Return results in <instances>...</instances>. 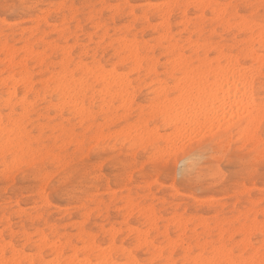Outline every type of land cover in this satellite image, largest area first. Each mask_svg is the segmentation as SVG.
Masks as SVG:
<instances>
[{
  "label": "snow or ice",
  "instance_id": "snow-or-ice-1",
  "mask_svg": "<svg viewBox=\"0 0 264 264\" xmlns=\"http://www.w3.org/2000/svg\"><path fill=\"white\" fill-rule=\"evenodd\" d=\"M167 10L183 15L188 27L150 77L157 96L149 107L156 119L114 138L117 147L123 143L128 149L126 158L122 150L119 157L90 154L83 166L66 167L68 155L79 161L87 151L81 133L101 119L102 106L125 114L121 106L129 97L112 81L134 66L133 57L147 67L142 58L153 56L131 33L155 24L164 34L171 23ZM113 33L118 40L113 46L124 49L127 63L97 65L88 35L103 34L102 44L108 45ZM185 39L191 46L181 47ZM0 44V264H264V0L168 5L0 0ZM209 95L212 111L205 104ZM160 118L171 126L166 139L145 131ZM134 120L133 115L106 132ZM197 142L199 149L190 150ZM140 144L142 154L135 151ZM198 150L203 155L185 165L184 181L197 187L234 184L239 207L207 230L193 232L189 214L194 210L199 216L201 202L188 200L176 208L178 201L154 194L162 186L175 193L173 175L179 177ZM113 163L118 171L105 175ZM258 175L256 197L248 189ZM105 181L108 191L113 181L116 187L139 184L145 191L139 194L143 198L109 204V213L118 210L117 221L109 215L103 228H92L88 218L79 217L101 200L108 204L107 197L93 195L105 190ZM74 192L92 203L73 217L77 227L68 231L45 217L51 197ZM31 198L36 205L29 208L25 200Z\"/></svg>",
  "mask_w": 264,
  "mask_h": 264
},
{
  "label": "rangeland",
  "instance_id": "rangeland-1",
  "mask_svg": "<svg viewBox=\"0 0 264 264\" xmlns=\"http://www.w3.org/2000/svg\"><path fill=\"white\" fill-rule=\"evenodd\" d=\"M205 1L208 0H113V2L115 3H124V4L130 3V4H143V5H162L163 3L164 5H168V4H173L174 2H177V4L180 3L188 4V3H201ZM212 1L214 3L217 2L228 3L231 1L232 3L235 2L257 3L256 2L257 0L256 1L255 0H215V1L212 0ZM15 2L20 4L50 5L52 3L65 2V0H15ZM67 2L76 3V4L105 3L108 2V0H67ZM155 10L156 9H149L146 11H155ZM21 15H23V13H21ZM170 16H171L170 35L172 37H175L176 39L174 41L177 42L186 33V31L184 30L185 26L183 25L184 23L183 21H185V18L183 17V15H179V16L172 15V12L170 13ZM25 20L26 21L30 20V17L25 16ZM37 22L39 23L38 19ZM148 26L146 29L142 28L138 30V32H132L131 35H132V39L137 40V42L140 44L142 48H146L148 51L153 53L152 57L147 59L144 58L146 59V61L150 60V63H147V67L143 66L144 68L140 71V75L137 71L134 70L135 66H133L132 68H129L126 73H121L122 75L120 74L118 77L119 80H122L121 78H123L126 80H122V81H130L133 83L132 85L134 88L132 90L134 92L133 100L138 101V103L135 104V107L132 106V103L130 104L131 107H130L129 117L133 115L135 116V120L131 125L134 126L136 125V127L141 121H143V123L146 126L149 122V119L152 120L156 119V117L152 113L151 108L149 107L152 103V100L156 98V95L154 93L156 90V87H154L155 82L150 79V77L153 75L149 74V71L146 72V70H149L148 67L153 66L152 61L157 64L156 65V70H157V68L160 67L161 64L166 60L168 55L167 53L169 52L167 51V47H168L167 41L165 39L160 40L164 34H161L159 31H157V27L155 24H151ZM128 31H129L128 29H125L124 35H127ZM114 35L115 33H113L112 36L107 37L109 39L108 45L102 44V42L106 39L105 35L102 34L98 38H94L91 34L88 35V42L92 47L91 56L97 65H100L102 63L104 65H112L113 67H124L125 64L121 62V59L125 58V56L122 55V53L124 52L122 50L124 49L113 46L114 44H118V40H113ZM188 35L190 36L191 34L188 33ZM93 39H95L94 44H93ZM187 41L188 40L186 39L181 41V47L186 45ZM2 47H3L2 44H0V54H2L3 51ZM97 50H99L98 58L96 56ZM88 58H89L88 52L87 50H85L83 53V59L86 62ZM80 59H81V54L78 53L77 60ZM113 61H117V63L114 64ZM46 69L47 68H45V71H47ZM131 71L133 72L131 73ZM36 75L37 76L41 75L39 70H37ZM2 78H3V60H0V79L2 80ZM102 108H104V106H102ZM106 110L107 109L105 106L104 110L101 109L100 111V113L102 114L99 113L101 119H99L95 123H89L88 126L82 130L81 142H83L86 138L87 151H83V154L79 157V161H77L74 158V154L68 155L65 162L66 167L71 166L77 162H80L81 166H83L82 164L83 160L87 159L90 154L93 156L97 154L108 156L109 154L115 153L116 157H119L120 151L122 150L125 153V158H126L128 149L124 147L123 143H121L119 147H117L114 138L124 135L128 125L125 124L123 129H118L116 131L106 132V130L109 128H114L116 124L124 121L122 117H124V115L126 116L127 110L126 109H124L125 111L122 110L125 113L123 116L116 115L117 109L116 110L114 109L113 110L114 112L113 111L108 112ZM103 111H105L106 113H104ZM153 129L157 130L160 137H164L165 139L167 138V136L170 134L171 131V127H167L164 125L163 118H160L158 123L153 124V128L151 130ZM151 130L145 128L146 132H150L152 134L153 132ZM90 131L91 134L85 137L84 134L89 133ZM104 132H106V135H100L101 133ZM120 132L122 133L120 134ZM101 139L104 140L102 141ZM109 140H111V143L108 142ZM199 146L200 144L199 142H197L196 144L190 146V150L191 148L199 149ZM143 150H144V144H140L135 148V151L140 152L141 154L143 153ZM202 155H203L202 151L200 150L196 151L194 155L188 161H185L184 164L182 165L180 176L177 177L173 175L172 179L178 185L175 193L170 187L162 186V188L157 189V193L154 194L158 196L166 195L167 199L178 201V203L175 206L176 208H179L181 206V203H184L188 200H192L193 203H195L196 201L201 202V204H203L204 206L200 211V215L199 216L193 215L192 212L194 210H191L189 214V223L191 224V228L194 229V230L192 229L193 232H195L198 228L202 230H207L209 224L214 223L217 217H221V218L225 216L230 217L232 212L238 209L239 207L238 201L234 199L238 195V193L235 190L236 185L234 184H229L227 187L215 185V184H204L203 186L197 187L194 185H189L184 181L183 174L185 171V165L191 167L192 162L196 159H199ZM117 171H118V164L113 163L112 166L106 169L105 175H107L108 173H112L113 175H115ZM240 181H241V185H243V181H244L243 176L240 177ZM31 183L35 184L36 182L32 181ZM253 184H254V188L251 189L249 188L248 191L251 192L254 196L258 197L260 194L259 189L261 188V184H262L259 175L256 177V180L253 182ZM104 188L105 190L103 192L93 193V195L94 196L98 195L100 197H107L108 204H103V201L101 200L97 202L95 208H91V207L87 208L84 217H79V218H88L90 220V226L92 228H98V227L103 228V226L108 223L109 215H111V219L113 223L117 221L118 210L113 207L111 213H109V204L115 205L121 202H125L130 197L139 196V194H142L145 191V189L139 184L135 185L133 188H127V186L123 184L120 187H116L115 181H113V186L111 188V191H108L107 181H105ZM82 196L83 193L74 192L72 194H69L68 196L51 197V207L47 209V214L45 218L51 220L53 223L59 222L60 227L63 229H67L68 231L74 230L77 227V219H74L73 217L77 216V214L80 212V209L82 207L92 203L91 199H89L88 197H84L82 199L81 198ZM139 198H143V196H139ZM25 204L29 208H32L33 206L36 205V199L31 198L30 200H25ZM101 206L103 207L102 213L100 211ZM172 210L174 211V209ZM2 220H3V204L2 201H0V221ZM110 226L111 225H109V227ZM185 227L186 228L188 227V223L185 224Z\"/></svg>",
  "mask_w": 264,
  "mask_h": 264
},
{
  "label": "bare ground",
  "instance_id": "bare-ground-1",
  "mask_svg": "<svg viewBox=\"0 0 264 264\" xmlns=\"http://www.w3.org/2000/svg\"><path fill=\"white\" fill-rule=\"evenodd\" d=\"M215 1V0H214ZM256 1V0H255ZM205 2H211V3H214L212 0H208V1H205ZM232 2V1H231ZM257 2V4L259 3V0H257L256 1ZM171 3V2H170ZM179 3V2H178ZM168 4V3H167ZM173 4H177V2H174ZM162 5H164V3L162 4ZM158 9H156L155 11H157ZM168 12V15L170 16V13L172 12L171 10H168L167 11ZM183 21V20H182ZM181 22V21H180ZM184 23H183V25L185 26V28H184V30L186 31L187 30V27H188V25H187V23L185 22V21H183ZM38 23V22H37ZM182 24V23H181ZM148 27H150V26H148ZM154 30H155V28H154ZM171 34V26H169V28H168V30L164 33V35H163V37L161 38L160 36V40H166L167 41V43H168V47H167V51H172L175 47H176V42L174 41V39H173V37L170 35ZM134 41H137V40H134ZM96 42H98V41H96ZM160 43V42H159ZM186 43V42H185ZM187 44H189V41H187ZM183 45V44H182ZM110 46V45H109ZM143 46V45H142ZM151 46V45H150ZM158 46V45H157ZM189 46H191L190 44H189ZM150 48H152V47H150ZM2 50H3V47H2ZM122 51H124V50H122ZM3 52V51H2ZM168 52V53H169ZM167 53V52H166ZM167 53V54H168ZM205 55H208V53H206ZM133 59V61H134V66H135V68H134V70L135 71H137L138 73H139V75H140V71L144 68L143 67V64L142 63H140V62H135V58L133 57L132 58ZM143 60H146V59H144V58H142ZM127 60H128V57H125V58H122L121 59V62L123 63V64H125V63H127ZM153 60V59H152ZM147 63H150V60L149 61H146ZM120 63V62H119ZM209 63H210V61H209ZM152 64H153V66H151V67H148V69L149 70H146V72H148L149 71V74H152L153 76L156 74V63L155 62H153L152 61ZM151 64V65H152ZM47 70V69H46ZM130 70H132V69H130ZM133 70V71H134ZM133 71H131V73L133 72ZM2 72V71H1ZM148 74V75H149ZM122 75V74H121ZM146 78V77H145ZM3 79V78H2ZM122 80H126V79H123V78H121ZM1 80V79H0ZM122 80H119V78L118 79H116V80H113L112 81V87H119V88H122L123 89V92L125 93V94H127L128 95V97H129V99H128V103H127V106H122V109L121 110H124V109H126L127 110V114H126V116L124 115V117H122V119H124V120H127L128 118H129V112H130V107H131V103H132V101H133V99H134V92L132 91L134 88H133V83L132 82H130V81H122ZM2 81V80H1ZM155 82V81H154ZM129 86H131L130 87V89H129ZM144 87H147V86H144ZM151 88V87H150ZM135 91V90H134ZM154 92V91H153ZM155 95L157 96V90H155ZM235 95V91L233 90V96ZM205 104L207 105V109H208V111H212L213 110V98L211 97V95H209L208 96V98H206V100H205ZM104 108H105V106H104ZM104 108H102L101 107V109H103L104 110ZM124 108V109H123ZM217 108H219V104L217 103ZM106 111H108L109 112V108L108 107H106ZM135 109V108H134ZM114 109H111L110 111H113ZM116 110V109H115ZM125 111V110H124ZM104 113H106L105 111H103ZM114 112V111H113ZM142 112H143V110H142ZM141 113V112H140ZM100 114H102V113H100ZM231 113H229V119H231ZM112 116V115H111ZM114 116V115H113ZM116 117V116H115ZM110 119V118H109ZM240 119H241V117L239 116V115H237V117H236V120H237V122H239L240 121ZM110 121V120H109ZM121 121V120H120ZM163 123H164V125L165 126H167V127H171L170 126V124L169 123H167L164 119H163ZM128 126H127V128H126V130H125V133H124V135H127L128 133H134L135 132V129H136V125L134 126V125H131V124H127ZM134 130V131H133ZM155 129H153V130H151L153 133H152V135H158V136H160L159 134H158V131L157 130H155ZM100 131V130H99ZM119 131H121V130H119ZM241 132L243 131L242 129L240 130ZM122 132H120V134H121ZM166 135V134H165ZM114 136V135H113ZM99 139V138H98ZM102 141L104 140V139H101ZM97 141H99V140H97ZM251 189V188H250ZM180 195V194H179ZM203 205V204H202ZM68 208V207H67ZM75 211V210H74ZM191 220V219H190ZM204 225H205V223H204ZM195 226V225H194ZM200 227V226H199ZM193 229V228H192ZM197 229V228H196ZM194 230V229H193Z\"/></svg>",
  "mask_w": 264,
  "mask_h": 264
}]
</instances>
